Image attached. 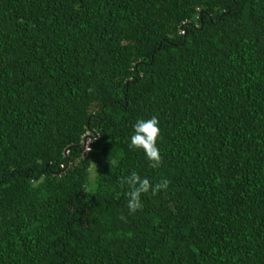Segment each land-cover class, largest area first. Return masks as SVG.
<instances>
[{"label":"trees","instance_id":"16d2710c","mask_svg":"<svg viewBox=\"0 0 264 264\" xmlns=\"http://www.w3.org/2000/svg\"><path fill=\"white\" fill-rule=\"evenodd\" d=\"M0 264H264V0H0Z\"/></svg>","mask_w":264,"mask_h":264},{"label":"clouds","instance_id":"9594fccd","mask_svg":"<svg viewBox=\"0 0 264 264\" xmlns=\"http://www.w3.org/2000/svg\"><path fill=\"white\" fill-rule=\"evenodd\" d=\"M160 136L159 121L156 116L147 119H137L132 125V134L128 137V148L132 151L143 152L146 161L152 168L161 164L160 150L157 141ZM120 186L125 187L126 206L129 215L142 210V196L150 194L156 196L162 190H167L169 182L163 179L158 184H150L147 178L132 171L120 178Z\"/></svg>","mask_w":264,"mask_h":264},{"label":"built area","instance_id":"2783aa9c","mask_svg":"<svg viewBox=\"0 0 264 264\" xmlns=\"http://www.w3.org/2000/svg\"><path fill=\"white\" fill-rule=\"evenodd\" d=\"M90 147H89V142L85 141V150L89 151Z\"/></svg>","mask_w":264,"mask_h":264}]
</instances>
